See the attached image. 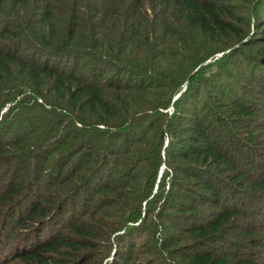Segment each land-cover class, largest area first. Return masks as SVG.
Wrapping results in <instances>:
<instances>
[{
    "label": "trees",
    "instance_id": "16d2710c",
    "mask_svg": "<svg viewBox=\"0 0 264 264\" xmlns=\"http://www.w3.org/2000/svg\"><path fill=\"white\" fill-rule=\"evenodd\" d=\"M0 264H264V0H0Z\"/></svg>",
    "mask_w": 264,
    "mask_h": 264
},
{
    "label": "rangeland",
    "instance_id": "374dc122",
    "mask_svg": "<svg viewBox=\"0 0 264 264\" xmlns=\"http://www.w3.org/2000/svg\"><path fill=\"white\" fill-rule=\"evenodd\" d=\"M223 54L224 53H218L217 55H215V57H213V58H211V59H209V60H207L204 64H207V65H210V64H212V63H215V62H217L218 61V59H221L222 57H223ZM222 62V61H221ZM225 64V62H222V65H224ZM230 67H232L234 70H236L237 69V67H236V65H234V63H230ZM222 68H223V66H222ZM196 72V71H195ZM194 72V73H195ZM185 86H186V84L184 85V87L182 88L183 89V91L182 92H184V90H185ZM205 93H203L202 94V98H201V100L199 101V108L198 109H196V112H199V111H201V109H202V102H203V100L204 99H206L207 98V94L208 93H210V90L209 89H206L205 88ZM178 96H176L175 97V99L177 98ZM208 108L209 109H211V110H213L214 108H215V105H214V103H213V101H212V99H211V97L208 99ZM206 110V108L205 109H203V111H205ZM5 110L3 109V111L2 112H4ZM167 112L169 113V115H172V113H173V107L172 106H170L169 108H168V110H167ZM162 168H165V166H162L161 167V169ZM161 201V200H160ZM159 201V202H160ZM142 229V228H141ZM140 229V230H141ZM156 230V228H154L153 230H151V231H146V233H143L142 231H136L135 233H133L132 235H131V237L129 238L131 241L133 240L134 242H135V245H137L138 247L139 246H141L142 245V243L144 242H146L147 241V245L146 246H149V247H146L144 244H143V247H142V251H141V253H143V256H142V260H144L145 258H147V255H145V254H148V253H151V254H153V252L155 251V250H157V254H156V256H157V258H159L160 259V256H161V253H158V252H160V248L158 247L160 244V242H162V240H163V233H161V232H154ZM150 233H153L152 235H150ZM158 238V239H157ZM129 239H125V242L126 241H128ZM155 239V241L153 242V240ZM150 248H153L151 251L149 250ZM108 260V259H107ZM106 260V261H107ZM163 261V260H162ZM164 261H166V258H164Z\"/></svg>",
    "mask_w": 264,
    "mask_h": 264
}]
</instances>
